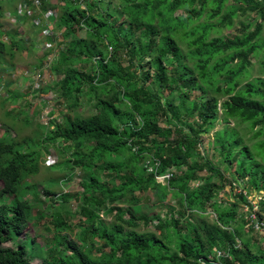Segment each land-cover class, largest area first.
Returning <instances> with one entry per match:
<instances>
[{
    "label": "trees",
    "instance_id": "1",
    "mask_svg": "<svg viewBox=\"0 0 264 264\" xmlns=\"http://www.w3.org/2000/svg\"><path fill=\"white\" fill-rule=\"evenodd\" d=\"M56 1L21 5L55 14V24L39 17L35 27L41 33L49 22L62 36L53 64L60 104L51 113L59 117L38 125L35 140L16 141L8 128L0 136V264L38 256L40 264H264V245L252 234L264 239L248 218L249 195L264 194V77L250 80L259 57L264 73V0ZM3 5L0 72L24 50L17 31L2 30ZM237 23L236 34L222 35ZM83 102L95 112L81 116ZM43 150L65 156L84 179L75 193L44 186L47 202L67 211L75 201L79 211L48 215L53 237L41 256L29 253L36 242L26 230L29 213L41 220L50 206L27 187L42 170ZM228 186L235 201H218ZM261 204L264 221L263 196ZM13 240L16 248L2 246Z\"/></svg>",
    "mask_w": 264,
    "mask_h": 264
},
{
    "label": "rangeland",
    "instance_id": "2",
    "mask_svg": "<svg viewBox=\"0 0 264 264\" xmlns=\"http://www.w3.org/2000/svg\"><path fill=\"white\" fill-rule=\"evenodd\" d=\"M2 1L4 2L3 9L5 11V16L1 20L2 30L3 32L17 31L18 36L16 38L18 41H21L24 50L15 53L13 67H8L6 71L0 72V136H2L4 134V130L8 128L9 132L7 135L15 138L16 141L22 142L26 139L27 141L29 139L35 140V131L37 129L39 130V128H37L38 125H48L51 119H58L59 117L58 115H52L51 113L53 110L58 109L57 106L60 104L59 94L54 90L56 89L54 87V83L60 77L59 72L54 67V56H56L58 51L62 48V36L60 32L56 31V39L53 42L52 47L50 49H45L44 46H42L43 39L40 38V33L36 34L35 21H37L39 17H43L45 20L48 19V17L50 19L52 18L51 21L53 20L52 22L55 24V14L54 12L50 13L52 10L51 6H48L47 10L42 12L41 5L36 2H33L32 6L30 3H27L24 7H21L25 0ZM50 1L51 4L57 3L56 0ZM23 17L24 20L22 21ZM254 17V15H251L249 21ZM238 29L239 24L237 23L234 28L224 30L222 35L227 36L236 34ZM6 38L7 36H4V40H6ZM260 64L261 57L253 61V70L251 72L250 80L260 76L264 77V73L260 70ZM38 79H40L39 87L36 85V81ZM44 88H47L48 91L42 93L41 89ZM78 110V113L81 116H88L95 112L94 109L90 107L89 103L85 102L80 105ZM27 114L30 117L29 125H25L23 123V118H25ZM222 127L223 123H219L216 129H220ZM212 134L213 132L211 135L205 136L204 138L207 149L210 147L213 140ZM248 142L250 145L255 143V141ZM209 151L210 154L214 153V150L212 149ZM43 161V167L39 175L37 177H31L27 181V187L34 185L38 188L40 194L42 195V200L47 202V196L44 194V186L53 190L54 193H60L62 190V192L65 193H75L81 189V182L84 179L83 172L81 170L71 169L66 162L65 156L54 154V152L52 156H47L46 151L43 150ZM204 175V173L201 174V176ZM56 179H62L63 181L59 184L49 181H56ZM213 180L214 179L212 178L210 179L211 182H213ZM206 182L207 179L198 181L193 187H199ZM237 191L240 192L241 190L237 189ZM262 196L264 197L263 193L257 192H253L249 195L250 199L255 201L257 200L258 202L262 201ZM221 197L222 198L218 199V201L223 200L227 203L235 201L234 191L232 192L229 186L221 193ZM26 198L34 203V198L31 195H27ZM54 202H47L50 206L48 209L42 210L43 215L41 217L43 218L41 220H33L31 213H29L30 217L28 220L29 223L26 235L31 236L36 242V245H33L31 241L27 245L30 254H40L41 256H44L45 253L43 251L48 250V247L50 246L49 241L53 237V218L48 217L49 214L61 211L64 212V216H68L69 213L74 214L79 211V207L75 201H72L71 205L67 206V211L66 208L63 210L60 203L57 201ZM145 203L151 204L150 202ZM146 206L149 205H144V211L148 213L151 212V215L157 214L156 210L150 211L146 208ZM261 206L262 204L260 207ZM35 212H33V214L36 216L37 214H35ZM246 212V206L241 203L239 206V213L245 217ZM79 218L80 217L78 216L72 220V224L76 229L75 233L79 232ZM108 220H111V218H108ZM142 229H145V227H142ZM149 229L154 230V226L152 225ZM65 233L70 232L67 231ZM24 237L25 236L22 238ZM252 237L253 239L259 241L261 245H264L263 240H261L258 235L253 233ZM17 242L18 240H13L2 246L16 248ZM37 246H39L40 249ZM38 257L33 260L32 264H40L42 262L40 257Z\"/></svg>",
    "mask_w": 264,
    "mask_h": 264
},
{
    "label": "built area",
    "instance_id": "3",
    "mask_svg": "<svg viewBox=\"0 0 264 264\" xmlns=\"http://www.w3.org/2000/svg\"><path fill=\"white\" fill-rule=\"evenodd\" d=\"M22 10L24 11V9L22 8ZM24 14V13H23ZM51 27H52V25H51V23H47V28L44 30V31H42L41 33H40V38L41 39H43V45L42 46H44V48L45 49H50L51 48V46L50 45H48V44H46V42H44V40L47 38V37H55L54 35H52V33L50 32L51 31ZM110 49V48H109ZM54 57H56V56H54ZM40 79H38L37 81H36V85H37V87H39L40 86V81H39ZM171 176L170 175H165V176H161V177H157V179H158V181H160V182H165V181H167V180H169V178H170ZM245 194H247L246 192H245ZM248 200H249V202L251 203V205L253 206V209H252V212L250 213V215L248 216V218H249V221H250V226L253 228V231L255 232V233H258V234H260L263 238L262 239H264V221L263 220H260L259 219V217H258V212H259V207H260V202H258L257 200L255 201V200H253V199H250V197H248ZM261 200H262V197H261ZM214 256L217 258V259H220V258H222V257H224L225 255H224V252H222V251H220V250H215V252H214Z\"/></svg>",
    "mask_w": 264,
    "mask_h": 264
}]
</instances>
